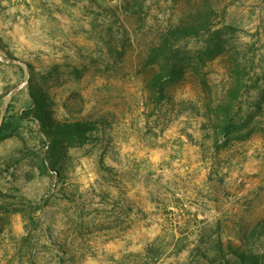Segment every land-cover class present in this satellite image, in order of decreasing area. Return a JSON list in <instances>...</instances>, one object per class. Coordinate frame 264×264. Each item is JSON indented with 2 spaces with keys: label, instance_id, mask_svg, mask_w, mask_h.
I'll use <instances>...</instances> for the list:
<instances>
[{
  "label": "rangeland",
  "instance_id": "rangeland-1",
  "mask_svg": "<svg viewBox=\"0 0 264 264\" xmlns=\"http://www.w3.org/2000/svg\"><path fill=\"white\" fill-rule=\"evenodd\" d=\"M210 2L249 64L239 130L218 140L205 104L231 84V48L205 64L208 94L190 75L156 109L146 88L147 51L198 0H0V124L28 105L31 68L56 119L98 127L60 175L40 169L36 121L0 142V264H137L154 243V264L220 242L264 252V0Z\"/></svg>",
  "mask_w": 264,
  "mask_h": 264
},
{
  "label": "trees",
  "instance_id": "trees-1",
  "mask_svg": "<svg viewBox=\"0 0 264 264\" xmlns=\"http://www.w3.org/2000/svg\"><path fill=\"white\" fill-rule=\"evenodd\" d=\"M195 8L187 12L176 24L169 26L157 36L156 42L147 51L143 66L151 68L152 73L146 80L148 98L152 100L154 108L163 102L172 100L168 94L172 86L178 85L187 76H194L199 86L208 94L209 83L204 73V66L216 57H222L230 50L228 56V69L230 86L222 101L212 103L207 100L205 107L209 109L207 116L213 124V134L217 140L220 136L228 137L237 132L238 122L235 112V103L238 93L245 87L243 75L249 73L248 62L239 60L236 47L230 44L227 35L236 31L232 25L217 27L213 21L216 11L210 0H198ZM134 12V11H133ZM192 39L201 41L199 48H188ZM231 46V47H229ZM233 50V51H232ZM30 77L27 86L29 103L21 111L15 110L12 104L5 109L0 124V142L18 134L20 124L24 120L36 121L42 143L47 146L44 157L40 160V169L47 172V168L54 170L59 175L62 158L73 146L88 141L92 132L98 129L96 121L89 120H58L50 110V101L38 81L34 78L30 68ZM216 140V141H217ZM264 230V219L254 227ZM150 244L144 250V259L139 257L137 264H154L159 259L162 251ZM191 259L188 264H264V252L244 247L226 245L222 242L211 253H200V250L190 252ZM186 264V263H185Z\"/></svg>",
  "mask_w": 264,
  "mask_h": 264
}]
</instances>
